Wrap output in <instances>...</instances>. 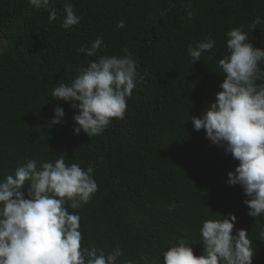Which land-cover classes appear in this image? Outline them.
I'll return each instance as SVG.
<instances>
[{
    "label": "trees",
    "instance_id": "trees-1",
    "mask_svg": "<svg viewBox=\"0 0 264 264\" xmlns=\"http://www.w3.org/2000/svg\"><path fill=\"white\" fill-rule=\"evenodd\" d=\"M66 4L81 17L67 30ZM50 7L57 13L52 22L48 9L29 0H0V181L27 160L39 166L63 154L67 165L91 170L98 184L87 204L68 209L81 217L82 247L108 253L118 246V264H164L170 244L186 239L200 256L203 222L231 213L233 234L247 230L253 264H264V214L250 217L242 187L227 183L239 161L191 120L222 90L218 63L229 55L227 31L243 26L264 49V0H51ZM257 17L261 24L249 31ZM209 34L216 46L193 62L188 46ZM101 36L96 56L78 51ZM124 48L143 76L124 119L101 136L75 134L78 112L51 96L54 87L70 84L99 56H123ZM57 106L65 117L52 125Z\"/></svg>",
    "mask_w": 264,
    "mask_h": 264
},
{
    "label": "clouds",
    "instance_id": "clouds-1",
    "mask_svg": "<svg viewBox=\"0 0 264 264\" xmlns=\"http://www.w3.org/2000/svg\"><path fill=\"white\" fill-rule=\"evenodd\" d=\"M29 3L37 10L48 9L49 22L56 20L51 0ZM64 11L62 28L80 23L74 5L66 4ZM261 22L257 17L248 30L255 31ZM125 27L124 20L118 21V29ZM225 35L229 55L218 63L224 74L222 90L201 116L191 120L196 131L205 130L214 145L239 161L228 173L227 183L242 187L248 215L257 218L264 214V49L254 47L243 26L231 28ZM103 44V37H97L90 47L78 51L93 57ZM215 46L209 34L195 46L190 44L188 54L196 62ZM122 51L123 56L103 55L89 61L70 84L54 87L51 96L69 102L78 112L75 134L83 131L90 138L101 136L113 120L124 119L127 101L143 76L129 50ZM54 116L52 125L62 123L65 110L55 107ZM57 157L39 166L36 160H27L14 175L0 181V264H118L123 255L118 246L108 253L82 247L81 217L68 210L87 204L98 191L91 170L77 163L67 165L63 154ZM174 207L170 205L169 210ZM222 217L203 222L202 255H195L192 245L179 239L163 252L164 264H253L256 252L247 230L236 229L233 234L237 216L229 213ZM259 235L264 241V229Z\"/></svg>",
    "mask_w": 264,
    "mask_h": 264
}]
</instances>
